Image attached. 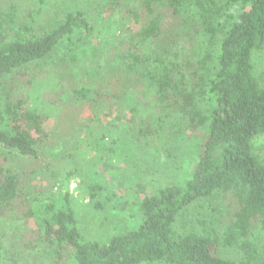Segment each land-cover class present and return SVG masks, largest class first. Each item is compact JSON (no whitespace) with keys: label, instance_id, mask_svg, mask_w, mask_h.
<instances>
[{"label":"trees","instance_id":"1","mask_svg":"<svg viewBox=\"0 0 264 264\" xmlns=\"http://www.w3.org/2000/svg\"><path fill=\"white\" fill-rule=\"evenodd\" d=\"M46 1L0 0V264H264V0H66L44 15ZM57 68L86 82L66 88ZM158 111L193 167L140 195L109 239H85L54 189L77 175L60 149L109 126L149 146ZM87 189L96 210L125 209Z\"/></svg>","mask_w":264,"mask_h":264},{"label":"rangeland","instance_id":"2","mask_svg":"<svg viewBox=\"0 0 264 264\" xmlns=\"http://www.w3.org/2000/svg\"><path fill=\"white\" fill-rule=\"evenodd\" d=\"M62 1L64 4H67L64 2L66 0H47L44 15L53 14L55 12L53 6L56 5L60 8ZM76 1L77 0L71 2L76 3ZM90 1L82 0L81 4L84 7H96V1H91L92 3ZM90 14L94 16L92 9L90 10ZM98 28L100 29L101 35L109 34L103 26ZM185 46V52H189V43H186ZM180 58H183V53H181ZM41 65L43 66L44 64ZM31 67H34V65H31ZM61 70V68H57L51 72L55 77H59L58 79L60 81L63 79ZM75 79H78L76 81L77 84L83 81L84 83L86 82L84 75L79 72L78 78L74 75L67 76L62 80V83L66 88H69L70 84L74 83ZM57 110L59 109L55 107V104L50 108L51 117L49 121L52 122L54 120V122H56L62 119V117L60 118L61 115L59 116V113H56ZM156 113L165 119V121L161 122L160 127L157 125L156 133H152L148 136L151 145L145 146L146 148L142 144L143 141L141 143L134 140V138L129 134L127 135L125 131H123L125 136H122V134L118 137L112 132L110 126L105 127V129H103L105 131L100 129L102 135L99 136H85V134H87L86 130L85 132H81V134H77L75 138H78V146L73 144L74 142H71L70 139L66 142L65 139L67 138L61 135L60 141H65L66 144L63 145L60 151L63 149L64 152L70 153V156L73 154V157L65 155L64 157H67L68 162H72L73 167H76L75 170H77V175L72 176L66 181L67 173L63 174L60 171L59 174L63 175L60 178L61 181H57L54 189L60 194L67 192L70 194V206L74 211L75 217H77L78 228L85 239L94 241H105L109 239L115 234L113 228L116 224L112 222H116L121 214L128 220L130 218L128 216V209L133 213L135 212L134 210L136 206H138L141 198L140 195H144L148 190L153 191L155 187L162 185L173 177H177L176 175L180 173L179 170L183 173L189 171L193 167L197 157L193 149L194 147L191 144H178V141L175 142L176 139L170 137L166 140H162L161 135L163 133L171 134V118H165V113L163 112L158 111ZM137 118L138 115L133 116V119L136 120ZM74 124L75 123L67 125L66 127L62 124L61 129L64 132L65 129L69 131L73 128ZM132 124V120H129L126 127H130ZM258 141L262 142V139H257V142ZM96 145L101 147L98 148ZM55 152H58V150L56 149ZM60 156L61 154L58 155L57 160H62ZM65 162L67 164L66 160ZM95 182H100L102 186L105 187V190L108 188V192H114L116 194L115 199L114 197L111 198L114 202L123 199L124 204H126L125 209L121 211H119V208L114 209L108 204L109 202L107 200L104 201V199L103 202L106 204L105 211H99L93 208L94 201H99L103 198L101 195H95V199L89 197L87 186L89 183L95 184ZM108 205L110 209H108ZM100 221L104 227L100 225ZM7 225L8 222L6 220H1L0 232L6 230ZM26 226L28 225L26 224ZM11 254L12 253L9 252V256ZM5 258L7 259L6 255ZM23 261L25 264H51L49 259L35 253L27 254L23 260H16L15 263L23 264ZM9 262L10 261H7V263Z\"/></svg>","mask_w":264,"mask_h":264}]
</instances>
